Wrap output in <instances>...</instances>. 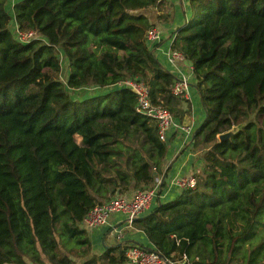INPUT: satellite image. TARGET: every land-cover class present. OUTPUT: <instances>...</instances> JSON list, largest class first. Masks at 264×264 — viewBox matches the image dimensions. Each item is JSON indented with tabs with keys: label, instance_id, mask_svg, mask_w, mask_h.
<instances>
[{
	"label": "trees",
	"instance_id": "1",
	"mask_svg": "<svg viewBox=\"0 0 264 264\" xmlns=\"http://www.w3.org/2000/svg\"><path fill=\"white\" fill-rule=\"evenodd\" d=\"M166 3L0 0V264H45L46 236L68 264L127 260L123 243L95 253L81 223L95 205L151 187L164 168L157 122L117 83L139 77L176 118L188 112L171 92L175 74L146 40L154 23L145 12L156 7L162 19ZM190 11L173 47L194 67L205 119L193 138L204 168L195 187L133 224L167 257L264 263V0H190ZM13 19L43 39L21 42ZM90 85L106 88L70 94Z\"/></svg>",
	"mask_w": 264,
	"mask_h": 264
},
{
	"label": "built area",
	"instance_id": "2",
	"mask_svg": "<svg viewBox=\"0 0 264 264\" xmlns=\"http://www.w3.org/2000/svg\"><path fill=\"white\" fill-rule=\"evenodd\" d=\"M187 23L188 21H186L184 26ZM11 28L16 38L21 42L27 43L32 40L43 39V36L37 30L20 28L15 19L11 21ZM175 37L176 32L171 36V44L167 52L168 61L173 65L175 70V80L171 84V92L183 100H191L192 81L190 74L185 73L180 66V63L187 59L182 51L173 47ZM162 39L163 33L161 29L153 26L148 30L146 40L150 46L154 47L158 45ZM193 69L192 65L191 71ZM117 85L127 87L135 93L137 112L157 122L158 135L162 141H166L169 129L174 128L185 134L183 144H186L193 132V123L177 120L172 111L163 102H154L151 97L150 86L145 80L139 77H132L119 81ZM163 181V179L159 178L154 186L136 189L131 198L115 195L111 199L95 205L83 217L82 227L92 230L106 225L110 217L115 213H124L127 215V222L133 224L135 218L144 215L150 208ZM170 183L176 185L181 190H187L196 186L197 178L194 175L174 177ZM117 237L122 239L123 234L118 232ZM125 255L130 264H194L195 261H199V257H195L192 260L186 251L181 253V258L175 259L173 256H164L156 249H150L141 245L127 247Z\"/></svg>",
	"mask_w": 264,
	"mask_h": 264
},
{
	"label": "crops",
	"instance_id": "3",
	"mask_svg": "<svg viewBox=\"0 0 264 264\" xmlns=\"http://www.w3.org/2000/svg\"><path fill=\"white\" fill-rule=\"evenodd\" d=\"M165 1L167 2L165 5L166 8H163L159 12L160 14L163 15L162 19H158L157 17L158 12L156 7H152L149 11H146L145 14L148 15L151 22L154 23V26L161 29L163 33V39L161 43L154 46L155 54L160 59L162 64L166 68L170 69L171 72L174 73L175 72L174 67L168 61L167 52L170 48L171 36L176 32V30L179 27L183 26L186 23V21H189L191 18L190 0H185L186 4H184V0H165ZM180 66L182 70L185 71V73L190 74V78L193 83L191 87V96L193 94L196 95L197 93H199V89L194 84V73L193 71H191L192 63L189 60H186L180 63ZM189 102H192V98L191 100H187V99L183 100L181 106L183 109L189 108L188 113L185 115L184 118L177 117L176 119L188 123H193V132L191 133L190 138L187 140L186 144L184 145L183 142L185 139V134L174 128L169 129L167 134V139L165 141L167 147L169 145L168 161H166L165 159L163 171L156 178V181L159 178L165 181L164 188L162 189L161 192L158 193L159 194L158 200L161 197L160 195H162V197H164V200L168 201L173 197L171 193L173 194L178 193L176 190L178 187L170 183L171 179L180 176H189V175L195 176V173L199 172L204 167V162L202 159L203 151L195 149V142L193 137L196 130L194 124L197 122V116L195 117L194 114H192ZM200 102L202 101L200 100ZM204 116H205V110H204ZM134 192L135 189L128 192L125 196L131 198ZM169 196L171 197L168 198ZM156 205L157 204L154 198L152 205L145 212V214L153 210L156 207ZM103 226L109 227L108 231L105 234H103L104 231H100L96 233V236H94L93 239L90 237L93 244V251L95 253L101 254L104 252L107 246L116 245L118 243H123L125 247H129L131 245H142L150 249H155L153 244L149 241L147 235L144 233L143 230L135 227L134 224H129L127 222V215H125L124 213H115L110 217L108 224ZM100 227H97V229ZM118 232H121L123 234L122 239H119L117 237ZM112 233H115L117 242L112 244H107L106 239L108 235L109 234L111 235ZM172 256L175 259H179L181 258V253L173 254ZM195 257L198 256L191 257V259L194 260ZM122 264H130V263L126 260ZM194 264H197V262L195 261Z\"/></svg>",
	"mask_w": 264,
	"mask_h": 264
},
{
	"label": "rangeland",
	"instance_id": "4",
	"mask_svg": "<svg viewBox=\"0 0 264 264\" xmlns=\"http://www.w3.org/2000/svg\"><path fill=\"white\" fill-rule=\"evenodd\" d=\"M184 4H186V1L185 0H184ZM61 59H63L62 56H61ZM62 67H63L62 78L64 80L65 79V74L64 73H66V70L68 69L67 62L66 61H63ZM191 87H192V85H191ZM105 88L106 87H103L102 88V87H100L98 85H90V86L84 87V89L71 90L70 94L72 95L73 98H75V97L78 98V97L84 96V95H89L90 96L93 93H96L97 91H100V90L101 91H104ZM85 89L88 90L87 93H86V90ZM77 92H79L80 94L77 95ZM200 100H201L200 94L197 93L196 95H194V94L192 95V102H189L190 103V108H191L192 114H194L195 117L197 116V122L194 124L196 128H198L203 123V121L205 119L204 109H203V106H202V102H200ZM254 118H255L254 115L250 116V119H254ZM75 137H76L77 141H80V136L76 135ZM168 153H169V145H168V152L166 154V161H168ZM203 162H204V160H203ZM197 174H199V172L195 173V175H197ZM176 190H177L178 193L177 194L171 193L173 195V197L171 199L175 198L180 193V188L179 187ZM158 193H159V191H158ZM158 195L159 194H157L156 197H155L156 204L159 203V200L160 201H164V202L167 201V200H164V197H162V195H160L161 197L158 200V198H159ZM170 197L171 196H169L168 198H170ZM171 199H169V200H171ZM108 229H109V227H105V226H102V227H100L98 229L97 228L96 229H92V230L89 231V236L93 239L94 236H96V233H98L100 231H104L103 234H105L108 231ZM116 242H117V240H116L115 233H112L111 235L109 234L108 237H107V239H106V243L107 244H112V243H116ZM44 244L47 247V249H45L46 252L47 253L50 252V256L49 255H45V253H43V259H44L45 264H68V261H65V259L63 258V255L61 254L59 248L58 247H55L56 246L55 245V242L51 241L46 236V238L44 240ZM207 250H208V248L207 247H204L203 252L206 253ZM246 251L248 252L249 250H246ZM233 264H248V263H246L245 257L243 256V254H241V255H239V257L237 259H235L233 261ZM260 264H264V263L262 262Z\"/></svg>",
	"mask_w": 264,
	"mask_h": 264
},
{
	"label": "water",
	"instance_id": "5",
	"mask_svg": "<svg viewBox=\"0 0 264 264\" xmlns=\"http://www.w3.org/2000/svg\"><path fill=\"white\" fill-rule=\"evenodd\" d=\"M245 125L246 124L243 122V123H240L238 125L233 126L231 129H229L227 131H224V132L218 134L219 141L228 140V139L232 138L240 130H242Z\"/></svg>",
	"mask_w": 264,
	"mask_h": 264
}]
</instances>
